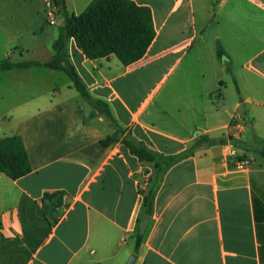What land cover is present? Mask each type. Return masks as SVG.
Masks as SVG:
<instances>
[{"label":"crops","instance_id":"obj_1","mask_svg":"<svg viewBox=\"0 0 264 264\" xmlns=\"http://www.w3.org/2000/svg\"><path fill=\"white\" fill-rule=\"evenodd\" d=\"M92 1L64 5L78 15ZM130 1L150 10L155 31L139 61L89 60L67 45L112 120L63 71H0V139L19 137L31 169L16 180L0 172V264H126L132 254L134 264H264V0ZM45 9L44 0H0V61L53 57L63 17L49 25ZM116 131L109 148L81 153ZM229 134L240 148L193 145ZM123 138L158 163L174 160L159 172ZM243 151L249 167L230 168Z\"/></svg>","mask_w":264,"mask_h":264},{"label":"trees","instance_id":"obj_2","mask_svg":"<svg viewBox=\"0 0 264 264\" xmlns=\"http://www.w3.org/2000/svg\"><path fill=\"white\" fill-rule=\"evenodd\" d=\"M54 5L59 9L63 17V25L58 29V35L52 45L54 55L51 59L40 61H27L22 63H11L9 60L0 61V71L12 69H27L31 67L48 70L63 71L71 80L72 87L83 97L102 108V113L112 120L107 104L93 99L88 93L82 80L69 63L67 45L73 39L76 47L89 59H99L109 55H115L124 65L139 61L147 52L149 45L155 37V31L151 21L150 10L146 7L137 6L130 0H93L80 14L69 13L64 5V0H54ZM217 54L224 63L226 58L220 46ZM117 132L97 144L81 151L87 153L93 148L104 150L117 141ZM197 132V136H198ZM227 141L238 149L240 141L229 134L219 140H211L207 136H200L194 142L198 145L226 144ZM122 144L129 152L140 161L153 163L154 168L163 170L168 167L174 158L157 162L155 154L142 143H136L127 138L122 139ZM264 157V147L256 150ZM228 161L230 168L234 169L237 161L248 160L246 153L233 154ZM27 153L22 140L17 136L0 139V172L12 180H16L30 172ZM156 192L155 185L149 187L144 197V214L151 216L153 198ZM1 235V224H0ZM145 238V234L135 235V251L138 250Z\"/></svg>","mask_w":264,"mask_h":264},{"label":"built area","instance_id":"obj_3","mask_svg":"<svg viewBox=\"0 0 264 264\" xmlns=\"http://www.w3.org/2000/svg\"><path fill=\"white\" fill-rule=\"evenodd\" d=\"M45 1V16H46V20L47 23L49 25H54L56 18L59 14V9L57 7H55L54 5V0H44ZM250 165V161L249 160H243V161H237L235 163V170H244L246 168H248Z\"/></svg>","mask_w":264,"mask_h":264},{"label":"water","instance_id":"obj_4","mask_svg":"<svg viewBox=\"0 0 264 264\" xmlns=\"http://www.w3.org/2000/svg\"><path fill=\"white\" fill-rule=\"evenodd\" d=\"M150 221V217L146 214H142L140 217L139 225H138V234L143 235L146 232L148 223ZM136 260V255L132 254L126 264H134Z\"/></svg>","mask_w":264,"mask_h":264},{"label":"rangeland","instance_id":"obj_5","mask_svg":"<svg viewBox=\"0 0 264 264\" xmlns=\"http://www.w3.org/2000/svg\"><path fill=\"white\" fill-rule=\"evenodd\" d=\"M196 13H198V11L196 12ZM92 105V104H91ZM92 107L94 108V109H96L97 111H99L100 113L102 112V108L101 107H99V108H97L95 105H92ZM243 119L245 120V122H249V118L247 117V116H245V117H243ZM109 122H110V120H109ZM112 124V123H111ZM113 125V124H112ZM117 133H118V137H121L122 136V134H121V132L120 131H116Z\"/></svg>","mask_w":264,"mask_h":264}]
</instances>
